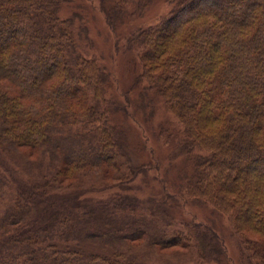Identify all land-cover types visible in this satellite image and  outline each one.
<instances>
[{"label": "trees", "instance_id": "obj_1", "mask_svg": "<svg viewBox=\"0 0 264 264\" xmlns=\"http://www.w3.org/2000/svg\"><path fill=\"white\" fill-rule=\"evenodd\" d=\"M102 1L115 29L154 0ZM165 1L128 37L147 82L130 110L74 0H0V264H227L223 217L264 264V0ZM149 90L183 128L173 192L129 153ZM179 196L211 217L179 218Z\"/></svg>", "mask_w": 264, "mask_h": 264}, {"label": "rangeland", "instance_id": "obj_2", "mask_svg": "<svg viewBox=\"0 0 264 264\" xmlns=\"http://www.w3.org/2000/svg\"><path fill=\"white\" fill-rule=\"evenodd\" d=\"M110 1L105 4L108 5ZM102 0H74V3L65 6L63 15L67 16L72 11L78 10L85 16V22L89 28V41H83L86 46L87 57H94L107 66L113 72V87L109 92L118 101L127 102L132 110V101L145 90L147 82L142 79L143 64L140 60L139 51L129 48L128 37L131 31L139 26H149L157 23L161 15L170 10V6L165 0H154L148 7L144 15L137 14L130 5L127 10L126 23H118L114 29L107 20L106 6ZM80 6V7H79ZM136 12V13H135ZM153 99V111L145 115L143 111L131 116L128 123L131 124L129 130V153L133 154L134 163H142L150 160H159L160 169L150 171V183L154 188L162 189L163 184L168 186V190L173 192L172 183L179 184L182 179V169L184 167V154H180L177 132L182 130L177 118L164 104V100L155 91H147ZM153 115L150 116V113ZM118 118L122 119L120 114ZM181 132V131H180ZM154 176L158 179L153 180ZM146 186L148 182H144ZM146 194L150 192L147 189ZM108 194V193H105ZM180 197V196H179ZM177 205L179 218L193 219L197 221H207L210 216V209L199 208L187 203L179 198ZM216 218V217H214ZM220 231L224 236L227 248V264H252L248 259V253L243 250L240 238L234 232L227 219L216 218ZM149 248H143L148 250ZM167 257H172V254ZM195 256V255H194Z\"/></svg>", "mask_w": 264, "mask_h": 264}]
</instances>
